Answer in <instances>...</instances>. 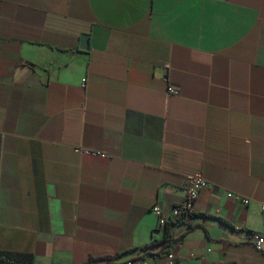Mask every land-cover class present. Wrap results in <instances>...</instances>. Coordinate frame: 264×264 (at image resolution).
I'll use <instances>...</instances> for the list:
<instances>
[{"label":"crops","instance_id":"1","mask_svg":"<svg viewBox=\"0 0 264 264\" xmlns=\"http://www.w3.org/2000/svg\"><path fill=\"white\" fill-rule=\"evenodd\" d=\"M263 203L264 0H0V250L264 264Z\"/></svg>","mask_w":264,"mask_h":264},{"label":"built area","instance_id":"2","mask_svg":"<svg viewBox=\"0 0 264 264\" xmlns=\"http://www.w3.org/2000/svg\"><path fill=\"white\" fill-rule=\"evenodd\" d=\"M84 84L86 83V78L83 79ZM168 91L175 93L176 89L174 86H169ZM103 156L105 154H102ZM208 186V180L200 173H191L186 175L184 187H185V197L183 201L178 204H175L169 211L163 210L159 204H154L152 206L153 213L158 218V224L160 227L166 226L168 223L180 222V221H191L192 217L195 214V205L198 199V196L204 188ZM230 197H235L233 193H229ZM242 203L248 204L249 198H242L238 196ZM262 217L264 219V203L262 204ZM248 240L254 244L258 250L263 249L264 245V235L258 234L255 232H248ZM168 264H173L174 255L171 253L168 254ZM123 264H156L154 260L147 256L133 257L126 259Z\"/></svg>","mask_w":264,"mask_h":264},{"label":"trees","instance_id":"3","mask_svg":"<svg viewBox=\"0 0 264 264\" xmlns=\"http://www.w3.org/2000/svg\"><path fill=\"white\" fill-rule=\"evenodd\" d=\"M169 224V223H168ZM168 224L166 226H168ZM176 243V239H171L168 236L162 240H155L150 246H159L155 255H168L172 252ZM92 259H90L91 261ZM0 264H34V258L28 253H14L11 251L0 250Z\"/></svg>","mask_w":264,"mask_h":264},{"label":"water","instance_id":"4","mask_svg":"<svg viewBox=\"0 0 264 264\" xmlns=\"http://www.w3.org/2000/svg\"><path fill=\"white\" fill-rule=\"evenodd\" d=\"M81 49H88L89 48V38L87 34H84L81 36V43H80Z\"/></svg>","mask_w":264,"mask_h":264}]
</instances>
